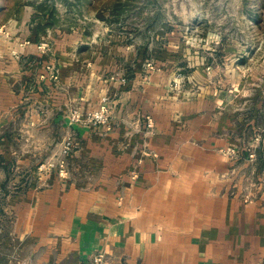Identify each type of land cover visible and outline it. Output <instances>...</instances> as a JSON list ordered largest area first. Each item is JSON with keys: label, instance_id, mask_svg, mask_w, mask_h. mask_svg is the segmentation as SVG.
Returning <instances> with one entry per match:
<instances>
[{"label": "rangeland", "instance_id": "rangeland-1", "mask_svg": "<svg viewBox=\"0 0 264 264\" xmlns=\"http://www.w3.org/2000/svg\"><path fill=\"white\" fill-rule=\"evenodd\" d=\"M35 73L54 86L38 91ZM131 81L163 86L175 108L218 104L237 143L226 149L232 194L264 205V0H0V101L5 93L10 105H0V130L18 136L12 144L23 151L0 162V264H126L107 263L105 252L58 253L19 229L16 216L30 189L50 184L34 183L38 176L83 177L96 168L85 134L115 130L116 100ZM39 101L49 117L48 103H59L71 125L65 135L51 125L38 131L40 143L23 141L21 133L37 136L23 124L25 105L36 115ZM104 102L111 129L77 121L76 111L88 117ZM35 149L41 153L27 155Z\"/></svg>", "mask_w": 264, "mask_h": 264}, {"label": "crops", "instance_id": "crops-1", "mask_svg": "<svg viewBox=\"0 0 264 264\" xmlns=\"http://www.w3.org/2000/svg\"><path fill=\"white\" fill-rule=\"evenodd\" d=\"M40 75L35 73L33 83L38 91L54 86ZM130 84L128 90L121 87L116 100L115 130L96 127L85 134L96 168L83 177L35 178L34 183L50 184L25 194L18 228L40 243L48 241L58 253L105 252L107 263L254 264L262 259L264 205L232 194L235 173L226 149L237 143L218 104L202 99L182 106L171 97L181 103L175 108L163 86ZM4 94L0 105L6 108ZM41 104L36 115L33 105H25L23 124L37 136L21 133L23 141L40 143L38 131L51 125L68 132L70 122L56 112L60 104L48 103L56 112L51 117ZM146 114L153 115L152 127ZM3 130L1 163L23 152L12 144L18 136ZM35 150L27 155L41 153Z\"/></svg>", "mask_w": 264, "mask_h": 264}, {"label": "built area", "instance_id": "built-area-1", "mask_svg": "<svg viewBox=\"0 0 264 264\" xmlns=\"http://www.w3.org/2000/svg\"><path fill=\"white\" fill-rule=\"evenodd\" d=\"M104 100H107V97L104 98ZM112 110L110 106L107 103H103V105L95 110L90 112L88 117L82 116V114L79 111H76L77 115V121L86 122V123H92V124H100L107 126L109 129H111V114ZM150 123H152L153 119L151 116H149ZM70 148V145H68ZM137 176V173L133 172V177L135 178Z\"/></svg>", "mask_w": 264, "mask_h": 264}]
</instances>
